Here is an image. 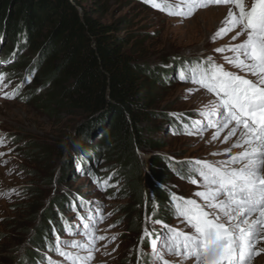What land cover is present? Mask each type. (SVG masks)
Segmentation results:
<instances>
[{
  "label": "rangeland",
  "instance_id": "obj_1",
  "mask_svg": "<svg viewBox=\"0 0 264 264\" xmlns=\"http://www.w3.org/2000/svg\"><path fill=\"white\" fill-rule=\"evenodd\" d=\"M92 1L96 0H77L83 9L91 12L96 10ZM100 2L105 7L94 14V19L100 24L117 22L119 29L116 34L126 40V50L151 71L152 77L143 78L146 85L152 82L155 88L152 108H147V105L146 110L155 126L151 135L156 144L140 150L138 155L143 160L144 173H148L153 158H161L162 161L154 164L167 168L159 185L169 195L145 193L135 199L121 162L117 158H106L98 128L89 140L79 143L78 151H69L65 163L68 154L66 135L75 132L79 123L84 121V115L57 105L50 106L53 111H48L49 108L38 103L57 101L63 96L74 98L75 94L71 95L60 84L26 83L19 88L16 98L5 99L0 95V136L7 140V144L0 146V152L7 153L0 157V192L4 193L0 195V264H19L25 250L30 247V238L42 223L44 210L49 208L53 210L54 222L62 227L68 225L61 233L55 224H50V234L53 237L59 234L60 241L75 239L85 242L88 238L83 236V224L90 222L88 217L92 218L95 234L105 239L96 241L89 264H138V257L140 264H153L151 238L145 237L141 242L140 237L144 228L154 230L155 234L165 231L152 223L155 209L159 205L168 207L171 219L162 221L171 227L187 230L182 218L175 215L170 193L200 202L194 193L203 189L189 182L185 162L227 159L224 149L230 147L232 141L220 142L226 130L215 141L211 140L215 131L212 128L203 130L202 136L186 134L194 131L193 121L202 119L200 109L212 97L205 89L197 90L191 81L178 78L181 70L190 74L196 62L206 60L208 56H212L217 64H225L227 70L238 71L223 59L230 53H217L214 49L239 42L243 37L235 42L231 41L232 34L215 41L211 39L222 26L227 6L210 5L197 10L192 17L181 18L153 9L142 0ZM16 42L11 41L3 27L0 29V60L8 61L0 64V72L6 74L5 82L10 81L9 87L3 89L7 92L21 85V81L29 76L27 69L32 70L33 64L36 65L31 43L26 40ZM16 49L18 51L13 58L11 54ZM5 54L10 56L6 58ZM13 62L18 66V75L12 73ZM38 66L34 75L39 72ZM144 124L139 117L138 125ZM63 141L66 146L64 154L59 151ZM240 150L233 149V152ZM94 151L97 154L94 155ZM214 152L220 155H211ZM84 156L91 157L89 164L86 159L79 164ZM109 175L112 179L108 186H103L102 182ZM12 189L15 191H10ZM56 199L61 207L51 206ZM145 217L150 219L146 221ZM113 236L115 239H111ZM56 243L57 240L48 247L36 248L41 254L37 264H47L48 257L64 264V258L55 252ZM65 247L69 251L76 250L70 244ZM260 247L264 248V244ZM165 258L170 259L168 256ZM175 259L185 264L180 257ZM252 264H264V251L253 257Z\"/></svg>",
  "mask_w": 264,
  "mask_h": 264
},
{
  "label": "snow or ice",
  "instance_id": "obj_2",
  "mask_svg": "<svg viewBox=\"0 0 264 264\" xmlns=\"http://www.w3.org/2000/svg\"><path fill=\"white\" fill-rule=\"evenodd\" d=\"M142 2L169 16L181 18L192 17L197 10L210 5L227 6L222 26L211 39L215 41L229 34H232L233 42L241 37L243 39L214 49L217 53H230L223 59L238 71L227 70L225 64H217L212 56H208L206 60L197 61L190 74H185L183 70L178 73L181 81H191L197 90L205 89L212 97L200 109L202 119L193 121L194 131L186 134L202 136L203 130L212 128L215 131L211 140L215 141L226 130L220 142L232 143L224 149L227 159L214 162L193 159L185 162L189 182L203 189L194 193L200 202L175 192L170 193L175 215L182 218L181 222L187 230L155 219L152 223L160 225L165 231L154 235V230L144 228L141 242L145 237L151 238L153 264H180L176 257H180L185 264H252L253 257L264 251L260 247L264 244V0ZM17 51L11 54L13 58ZM7 62L0 60V64ZM29 71L30 75L11 92L3 91L9 87L10 81L5 82L6 74L0 72V95L5 99L16 98L19 88L30 83L34 77V72ZM5 144L7 140L0 136V146ZM233 149L241 150L233 152ZM6 155L0 152V157ZM111 179L109 175L102 182L103 186H108ZM3 194L0 192V195ZM91 219L88 217L90 222L83 224V236L88 238L85 242L75 239L60 241L57 238L55 252L64 258V264H89L93 259L96 241L105 237L95 234ZM111 239H115V236ZM69 244L76 250H66L65 246ZM82 251L86 254L82 255ZM166 256L170 259H166ZM47 264L59 262L48 257Z\"/></svg>",
  "mask_w": 264,
  "mask_h": 264
},
{
  "label": "trees",
  "instance_id": "obj_3",
  "mask_svg": "<svg viewBox=\"0 0 264 264\" xmlns=\"http://www.w3.org/2000/svg\"><path fill=\"white\" fill-rule=\"evenodd\" d=\"M100 1H92L96 10L91 12L83 9L77 0H0V29H5L12 42L31 43L36 61L32 72L39 65L32 83L60 84L71 95L75 94L74 98L63 96L57 101L38 103L49 108L48 111H53L50 106L57 105L84 115L75 132L66 135V158L69 151H78L79 143L89 140L98 128L106 158L121 162L135 199L145 193L168 197L169 193L159 185L167 168L154 164L162 161L161 158H153L148 173H144L143 160L138 155L140 150L156 144L151 135L155 126L146 110L147 105L152 108L155 88L152 82L146 85L143 78L152 77L151 71L126 50V40L116 34L117 22L100 24L94 19V14L105 7ZM12 65V73L18 75L17 64ZM139 117L144 125H138ZM65 147L64 142L59 147L60 153L64 154ZM84 159L88 164L91 162V157L84 156L79 164ZM51 206L61 207V204L56 199ZM154 218L171 219L168 207L159 205ZM53 219L52 208L45 209L42 223L30 238V247L19 264L38 263L41 254L36 248L49 246L50 224H55L59 231L62 229Z\"/></svg>",
  "mask_w": 264,
  "mask_h": 264
},
{
  "label": "water",
  "instance_id": "obj_4",
  "mask_svg": "<svg viewBox=\"0 0 264 264\" xmlns=\"http://www.w3.org/2000/svg\"><path fill=\"white\" fill-rule=\"evenodd\" d=\"M4 56H5L6 58H8L10 55H9V54H5ZM66 160H67V158H66ZM67 226H68V225L63 226L62 229L60 230V232L63 233L65 227H67ZM57 238H59V234L56 235V237H53V236L51 235V236L48 238V245L54 243V242L57 240Z\"/></svg>",
  "mask_w": 264,
  "mask_h": 264
},
{
  "label": "bare ground",
  "instance_id": "obj_5",
  "mask_svg": "<svg viewBox=\"0 0 264 264\" xmlns=\"http://www.w3.org/2000/svg\"><path fill=\"white\" fill-rule=\"evenodd\" d=\"M225 14V13H224Z\"/></svg>",
  "mask_w": 264,
  "mask_h": 264
}]
</instances>
